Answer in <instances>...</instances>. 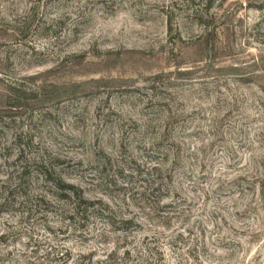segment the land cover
<instances>
[{
  "label": "rangeland",
  "instance_id": "374dc122",
  "mask_svg": "<svg viewBox=\"0 0 264 264\" xmlns=\"http://www.w3.org/2000/svg\"><path fill=\"white\" fill-rule=\"evenodd\" d=\"M0 264H264V0H0Z\"/></svg>",
  "mask_w": 264,
  "mask_h": 264
},
{
  "label": "trees",
  "instance_id": "16d2710c",
  "mask_svg": "<svg viewBox=\"0 0 264 264\" xmlns=\"http://www.w3.org/2000/svg\"><path fill=\"white\" fill-rule=\"evenodd\" d=\"M56 185H58V184H56ZM59 186H60V184H59ZM68 187H69V189H71V190H75L74 187H71V186H68ZM62 189H64V188H62ZM80 199H81V201H83L85 204H87V206H91V205H93L92 202H89V201H86V200H82L81 197H80Z\"/></svg>",
  "mask_w": 264,
  "mask_h": 264
}]
</instances>
